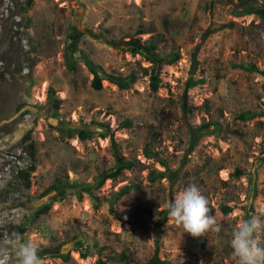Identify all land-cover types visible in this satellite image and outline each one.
I'll use <instances>...</instances> for the list:
<instances>
[{"label":"rangeland","instance_id":"1","mask_svg":"<svg viewBox=\"0 0 264 264\" xmlns=\"http://www.w3.org/2000/svg\"><path fill=\"white\" fill-rule=\"evenodd\" d=\"M29 1L0 0V264L12 233L40 264H237L231 230L264 218V0ZM190 184L217 231L168 215Z\"/></svg>","mask_w":264,"mask_h":264},{"label":"clouds","instance_id":"2","mask_svg":"<svg viewBox=\"0 0 264 264\" xmlns=\"http://www.w3.org/2000/svg\"><path fill=\"white\" fill-rule=\"evenodd\" d=\"M168 215L182 225L184 232L201 237L208 231H217L220 222L211 213L209 201L195 184L188 185L168 204ZM264 218L250 215L230 233L228 244L237 264H264ZM10 246L17 264H40L38 246L32 241H23L18 233H12Z\"/></svg>","mask_w":264,"mask_h":264},{"label":"trees","instance_id":"3","mask_svg":"<svg viewBox=\"0 0 264 264\" xmlns=\"http://www.w3.org/2000/svg\"><path fill=\"white\" fill-rule=\"evenodd\" d=\"M32 3V0H30L28 2V4L30 5ZM246 11H250V9L246 8ZM26 19H27V24L30 25L31 23V17L30 14L26 15ZM216 30H211V32H215ZM140 34H143V31L140 32ZM132 46L129 48V51H131V53L133 55H136L137 53H140L141 50L145 49L144 46L141 44V42L139 40H132ZM199 53V47L195 50L194 53V59L196 58V56ZM63 58L64 61L66 62L68 68L72 71H74L76 69V63L71 59L70 57V52L69 49H66L64 54H63ZM158 58V57H157ZM156 58V59H157ZM179 59V55L178 54H170L167 56V60L170 63H173L175 61H177ZM34 70V69H32ZM93 74H94V80H93V87L97 90H101L102 89V79L99 77V74L96 70L92 69ZM110 80L112 83L116 84L120 89L122 90H128L131 88V86L136 82V76L135 74H131L127 77H120V76H116V77H110ZM158 82L159 79L156 77L152 78V82H151V87L153 91H157L158 90ZM241 117H245V116H241ZM126 125H130L129 123H126ZM216 126V124H214ZM113 148H114V155L116 158V170L117 169H131L133 167V163L129 162L127 160H125L120 154H119V150L116 146V144H113ZM61 184L56 182L55 184H53L52 186H50L47 190L46 193H51L53 191H55ZM125 192L130 191V187H125ZM211 209V208H210ZM222 212L224 214H229L232 212V208L226 205L222 206ZM42 213H44V210H40L39 213L37 214V216H40ZM211 213H212V209H211ZM75 248L77 249V251H79L81 257L87 258L88 254H87V249L84 247L82 242H77ZM65 260H68V256L63 255L62 256ZM122 259L124 261H126L128 263V259L126 257V255H122ZM192 262L190 260L188 261H184L181 264H191ZM99 264H106L104 262H100ZM144 264H178V263H171V262H164V263H159L156 262L155 259H150L148 262L144 263Z\"/></svg>","mask_w":264,"mask_h":264}]
</instances>
